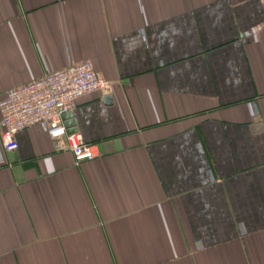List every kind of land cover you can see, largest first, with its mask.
I'll return each mask as SVG.
<instances>
[{
  "label": "crops",
  "instance_id": "obj_1",
  "mask_svg": "<svg viewBox=\"0 0 264 264\" xmlns=\"http://www.w3.org/2000/svg\"><path fill=\"white\" fill-rule=\"evenodd\" d=\"M91 62L74 126L0 145V264H264L257 0H0V100Z\"/></svg>",
  "mask_w": 264,
  "mask_h": 264
},
{
  "label": "built area",
  "instance_id": "obj_2",
  "mask_svg": "<svg viewBox=\"0 0 264 264\" xmlns=\"http://www.w3.org/2000/svg\"><path fill=\"white\" fill-rule=\"evenodd\" d=\"M257 1L264 7V0ZM107 85L91 62L83 60L8 89L0 100L1 147L6 152L15 150L16 133L46 123L47 134L65 142L75 163L96 159L97 145L86 142L77 131L68 132L62 116L76 109L80 97L102 91ZM4 163L0 159V164Z\"/></svg>",
  "mask_w": 264,
  "mask_h": 264
},
{
  "label": "water",
  "instance_id": "obj_3",
  "mask_svg": "<svg viewBox=\"0 0 264 264\" xmlns=\"http://www.w3.org/2000/svg\"><path fill=\"white\" fill-rule=\"evenodd\" d=\"M64 126L68 129V132H73L71 129L74 126L73 114L72 112H68L63 114L62 116Z\"/></svg>",
  "mask_w": 264,
  "mask_h": 264
}]
</instances>
